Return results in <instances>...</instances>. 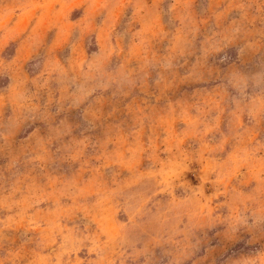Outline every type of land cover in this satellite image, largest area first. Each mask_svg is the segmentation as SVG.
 <instances>
[{
	"label": "rangeland",
	"instance_id": "1",
	"mask_svg": "<svg viewBox=\"0 0 264 264\" xmlns=\"http://www.w3.org/2000/svg\"><path fill=\"white\" fill-rule=\"evenodd\" d=\"M0 264H264V0H0Z\"/></svg>",
	"mask_w": 264,
	"mask_h": 264
}]
</instances>
